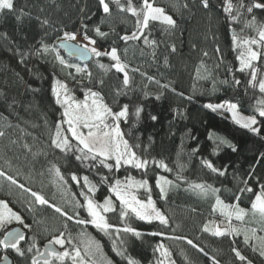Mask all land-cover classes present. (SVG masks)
<instances>
[{"label":"trees","instance_id":"obj_1","mask_svg":"<svg viewBox=\"0 0 264 264\" xmlns=\"http://www.w3.org/2000/svg\"><path fill=\"white\" fill-rule=\"evenodd\" d=\"M149 2L163 7L167 14L177 21V27L171 32L162 31L159 22H150V30H146V34L150 32L149 39L157 41L155 47L144 45L143 39L129 41L126 45L120 36L130 35L136 30V17L131 13H119L114 4L110 5L113 14L106 16L98 0H15L16 8L30 13L31 18L25 16L21 22L17 20L16 14L8 12L0 14V126L10 121L24 129V133L16 127L6 129L11 140L23 138L15 145L9 142V138L0 140V170L14 175L18 182L25 184L26 187L41 191L62 208L74 206L73 194L76 199L83 202V198L79 196L81 188L70 178L72 173L81 178L87 175L98 185V191L94 196L96 201L103 202L105 197L111 195L108 191V182L103 185L99 183L102 175H107L111 179L112 174H109L107 169L98 166L89 170L70 153L65 154L60 149L49 147L54 134V124L61 119L63 111L62 107L55 103L51 91L55 82L54 77L61 79L59 66L47 55L28 56L24 63H21V57L17 53L18 49L27 52L33 46L38 47V42L42 38L48 44L55 43L56 33L49 28L48 37L45 38V29L41 28L36 17L48 18L54 26L76 32L79 36H82L80 34L82 24L86 23L89 28L88 35L97 39L96 47L99 51H110L111 47H117L118 54L128 65L126 70L131 78V90L127 91L126 95H116L117 90L123 88V73L111 67L115 62L108 56L92 55L89 62H79L86 68L84 77L75 76L65 80V83L78 100H82L87 89L91 88L101 94L103 102L113 111H119L125 104L129 106L130 115L127 121L121 120V131L125 134L124 138L133 146V150L149 159L150 163L146 175L142 170L130 166L122 167L114 175L122 180L127 176L148 179L156 206L170 218L168 227L160 225L158 221L149 224L134 217L126 221L125 223L143 233L139 238L131 237L130 234L124 236V239L128 240V254L139 261V264H156L157 258H164L154 249L163 243L170 252L166 259L173 261L174 264L189 262L212 264L211 257H215L219 264H244L232 252V248L235 247L251 260L252 264H264V257L252 251V242L248 245L244 243L242 234L218 237L212 234L214 230L211 228L208 232L202 230L204 224L221 215L219 211H212L215 196L202 197L189 187L192 183L211 185L220 190L216 195L221 200L225 203H234V194H238L239 187L243 186L240 181L246 178L249 172L254 173L249 181L254 191L258 190L257 178L264 183V158H261V154H264V129L260 134L252 133L235 124L227 112H213L204 107L208 103L231 102L239 106L240 112L251 116L255 114L253 109L256 101L264 98L258 92V88L253 89L248 85L250 70L237 71L240 67L237 60L240 50H234L232 41L233 30L239 36H256L252 29L245 27V20L250 19L251 15L243 12L238 21H233L224 11L225 0H209L207 9L203 7L201 0H149ZM244 2L251 3L252 0ZM122 3H126V0H122ZM142 3L143 0H133L137 8ZM232 3L236 5L238 0H232ZM184 4H187V7H184ZM232 14L235 15V10ZM253 14L258 21L264 23V10L256 9ZM85 16L90 18L85 19ZM96 26H99L101 31L109 33L107 38L95 36L92 29ZM4 34H7V39L4 38ZM78 43L83 45L87 41ZM172 45H175V52L171 51ZM217 47L220 49L219 53L216 51ZM205 52L208 53L207 56L204 55ZM59 54L66 56L61 49ZM165 57L167 64L164 63ZM262 63L264 57L254 62L257 66ZM100 65L104 67L101 68ZM136 68L140 71H132ZM87 72L92 74L91 81ZM148 77H155L162 84H170V88L163 90ZM234 78L241 81L239 86L233 83ZM101 80L103 85L99 84ZM172 88L175 92L171 90ZM162 91L163 95L156 99ZM179 93L184 95L180 96ZM188 97H191V100ZM13 101L14 108H10L9 105ZM138 106L143 108L139 119L134 115ZM174 109L180 110L182 115H177ZM17 114L20 117L19 121L16 118ZM152 115L157 117L156 121L151 120ZM257 118L264 119L258 115ZM63 128L66 129L67 125H63ZM64 134L70 137V133L65 131ZM217 136L230 140L237 151L232 152L227 146H222L219 154L213 155V140ZM25 141L34 145L33 152L41 149L45 155L34 158L30 152L20 147ZM137 144L140 145L139 148L135 147ZM197 148L199 151L193 154L192 150ZM202 159L211 160L220 169L227 166L226 174L221 176L211 172L203 166ZM153 160H163L172 171L157 167L152 163ZM53 163L60 168L67 181L63 187H60L55 174L48 172ZM178 175L183 179L178 181ZM158 176L172 180L175 185L169 186L167 198L164 200L160 198L159 189L156 187ZM137 194L140 198L146 199L147 193L144 189H140ZM0 198L8 201L13 209L26 216V223L32 225L31 231L25 229L26 241L35 242V249L28 257H21L14 249L0 247V256L5 252L9 253L14 264H31V257L36 255V250L40 252L42 245L61 230L74 237V245L77 244L78 239H75L77 234L81 231L87 232L101 243L102 251L115 264H127L126 260L116 256L112 250L115 233L112 236H105L91 225L79 226L74 222H69L65 229L63 227L65 218L47 207L37 205L33 213H26L24 204L29 195L3 178H0ZM112 198L115 200L114 196ZM253 198L251 193L242 195L240 207L249 209ZM116 204L119 208L118 201ZM85 215L86 213L81 211V217ZM107 215L112 224L118 227L125 226L121 223L118 213ZM252 220L251 216L246 217L241 224L259 228ZM36 221L40 223L37 224ZM158 231L164 232L165 236L150 234ZM3 233L4 230H0V239ZM257 233L264 235V232L259 230ZM176 236L192 239L195 244L204 248L208 256L188 245L186 240L169 238ZM21 247L26 248L27 244L22 241ZM49 264L73 262L69 258H65L63 262L50 258Z\"/></svg>","mask_w":264,"mask_h":264},{"label":"snow or ice","instance_id":"obj_2","mask_svg":"<svg viewBox=\"0 0 264 264\" xmlns=\"http://www.w3.org/2000/svg\"><path fill=\"white\" fill-rule=\"evenodd\" d=\"M204 8H209V0H201ZM99 6L102 8L103 13L106 16L113 14V9L110 5L114 4L119 13H131L132 16L136 17V30L130 35L125 34L120 36V39L127 43L129 41H139L143 39V44L147 46L155 47L157 41L149 39V34H146V30H150V22H159L162 26V31L171 32L177 27V21L165 11L163 7L154 6V2L149 0H143V3L139 8L134 6L133 0H126V3H122V0H98ZM187 7V4L183 5ZM264 10V0H252L251 3H245L244 0H238V4L234 5L232 0H225L224 11L231 16L233 21H238L243 12L251 15L250 19L245 20V27L252 29L255 33V37L239 36L233 30L232 41L234 50L239 49V55L237 60L239 61L240 67L237 71L245 72L250 70V79L248 85L253 89L258 88V92L264 96V63L260 66L254 64L256 61H260L264 57V23L257 20L253 14L254 10ZM235 10V15L233 11ZM83 11V9L81 10ZM5 12L16 14L17 20L21 21L25 16L31 18L30 13H26L23 9H17L15 0H0V14ZM90 17L85 16V19ZM42 29L44 31V37H48L47 29L51 28L56 33V39L59 43L48 44L45 39L42 38L38 42L39 46L31 47L27 52L17 50L18 55L21 57L20 62L24 63L25 58L28 56L44 57L45 55H53L55 61L67 68L75 67L76 73L86 72V68H82L79 65L69 64L60 54V48L73 47L71 42L77 38L76 32H69L62 30L54 26L53 22L48 18L41 19L36 17ZM96 37L107 38L109 33L101 31L99 26L92 29ZM88 25L82 24L81 33L83 39L87 41L83 45H75V51H77L81 57L87 55H93L95 57L108 56L115 63L111 66L116 69L117 72L123 73V88L118 89L116 95H126L127 91L131 90V78L129 76L127 63L122 60L120 54H118L117 47H111L110 51L101 52L96 47L97 39L88 35ZM4 38L7 39V34H4ZM256 46L254 48L253 46ZM171 51L175 52V45L171 46ZM217 53L220 52L219 47L216 49ZM127 48L124 49L126 55ZM155 59V52L152 53ZM208 55L207 52L204 53ZM167 57H165L164 63L167 64ZM101 68L104 65H100ZM217 68L219 65L216 66ZM134 72H139L140 69H132ZM231 71V69H229ZM89 81H91V72L86 73ZM72 75V73H69ZM142 75H146L143 74ZM74 78V77H73ZM148 79L163 90L170 88V84H162L155 77H148ZM54 84L51 88L55 103L62 107L61 119L54 124L53 138L50 140L49 147L60 149L62 153H70L72 157L79 161L81 164H85L89 170L95 169L98 166L107 169L111 175V179L107 175L100 176L99 183L103 185L108 182V191L111 195L104 198L103 202H98L94 199L95 193L98 191V185L89 179V176L84 175L82 178L78 177L76 173L71 174V180L81 188L79 196L83 198V202L76 199L73 194V200L75 204L72 208L58 206L55 202L46 197L41 191L33 190L31 187H26L25 184L19 183L14 175L8 174L7 172L0 170V178H3L11 185H16L20 190L29 195V199L24 204V212L33 213L35 206L47 207L53 209L56 214L65 218L63 227L67 229L69 222H74L79 226H93L97 231L105 236H112L115 233L113 239V252L118 257H122L126 260L127 264H139L135 258L128 254V240L124 239V236L129 235L131 237L139 238L143 233L136 227L125 223L130 221L133 217L138 221H144L151 224L153 221H158L160 225L168 227L170 224L169 216L156 206V202L151 196V187L148 179H136L132 176H127L123 180L116 177L114 173L119 172L122 167L130 166L131 168L142 170L146 175L149 167V159L142 157L133 150V146L129 144V141L124 138L125 134L121 131L120 122L121 120L127 121L130 115L129 106L127 104L120 107L119 111H113V109L103 102L101 94L97 91H93L88 88L84 99L78 100L74 95H71L68 89V85L58 78L54 77ZM227 83V81H222ZM233 83L237 86L241 84L239 79H233ZM99 84L103 85V81H99ZM175 92V89H171ZM147 95V93H145ZM163 95V91L156 96V99ZM183 96V93H179ZM191 100V97H188ZM15 101L9 105L10 108H14ZM204 107L211 109L213 112L218 110H224L231 114L232 121L239 125L241 128L247 129L248 131L260 134L264 129V98H260L256 101L254 106V113L251 116H244L239 112V106L235 103L224 102L219 104L208 103ZM142 107L135 109L134 115L139 119ZM177 115H182V112L178 109H174ZM17 120H20L17 114ZM151 120L156 121L157 117L152 115ZM7 119V118H4ZM67 125L64 129L63 125ZM16 127L21 133H24V129L19 124L13 125L10 121L0 126V140L9 138V142L13 145L19 143L23 137H18L17 140H11L9 133L6 129ZM86 130V131H85ZM65 131L70 133V137L65 135ZM212 139V137H210ZM75 141V144H73ZM214 147L212 154L217 155L221 150L222 146H227L232 152H236L237 148L230 140L225 137L217 136L214 140ZM20 147L27 152H30L34 158L41 155H45L43 150L38 149L33 152L34 145H31L25 141ZM139 148L140 145H135ZM199 149H193V154L197 153ZM261 158H264V154H261ZM152 163L156 164L157 167L162 168L165 171H172L163 160L155 161ZM204 167L209 169L213 173H217L221 176L227 172V166L224 169L217 168L211 160L202 159ZM182 167V166H181ZM49 173H54L60 182V187H63L67 183L64 176L61 174L60 168L54 163L48 168ZM42 175L43 173H39ZM17 175L19 172L17 171ZM254 173L249 172L246 178H243L240 183L243 185L239 187L238 194H234V203H225L223 200L216 195L220 190L207 185L204 183H192L189 187L196 191L198 195L202 197H208L209 195L215 196V203L212 211H219L220 215L228 221L226 228L219 226L215 227L212 231L214 236H225L233 235L239 236L243 234L244 243L246 245L252 241L251 248L253 252H258L261 257H264V235H257V231L264 232V183L260 182L257 178L256 185L258 190L254 191L253 187L250 186L249 181L252 179ZM81 179L83 184L81 185ZM183 179L179 175L177 180ZM169 186H175L172 180L167 179L164 176H158L156 179V187L159 189L160 198L162 200L167 198ZM86 189V190H85ZM140 189H144L147 193L146 199H142L138 196ZM251 193L254 197L250 201V208L246 209L240 207L241 196ZM115 197L113 200L112 197ZM116 201L119 202V208L117 207ZM81 211L85 212L86 215L81 217ZM109 213H118L120 221L125 224L124 227H118L110 222ZM251 216L252 222L256 223L257 227H236L233 226L231 221L244 222L246 217ZM17 222L22 225L24 229L32 230V225L26 223V216L22 215L21 212L15 211L13 207L6 200H0V230H4L3 239H0V247L3 249H14L21 257H28L29 254L33 253L35 249V242L26 241L25 233L19 229L7 230V225ZM37 224L40 221H36ZM203 231H210L208 224L203 225ZM123 234V235H122ZM155 236H165L164 232H153L150 233ZM173 239L186 240L188 245L198 249L199 252L208 256L203 247H199L193 242L192 239H188L185 236L169 237ZM74 237L70 233L66 234V231H59L57 235H53L46 246V252H39L36 250V256L44 258L42 264H49L50 258H55L58 261L63 262L65 258L72 260L73 264H115L113 260L108 258L102 252L101 243L94 237H91L87 232L81 231L77 234L75 239H79L84 245V254L82 255L80 247L73 244ZM25 242L27 247H21V242ZM52 245H59L64 248L62 252L56 251ZM68 245L70 247H65ZM155 252L160 253V257L168 258L170 256L169 250L164 246L163 243L157 245L154 249ZM232 252L235 257L244 262V264H252L251 260H248L245 255L241 253L237 248H232ZM36 256L31 257V264H41V260H38ZM6 259V257H5ZM212 264H219V261L215 257H211ZM156 264H164V260L157 258ZM169 264H174L173 261H169ZM191 264V262H189Z\"/></svg>","mask_w":264,"mask_h":264},{"label":"rangeland","instance_id":"obj_3","mask_svg":"<svg viewBox=\"0 0 264 264\" xmlns=\"http://www.w3.org/2000/svg\"><path fill=\"white\" fill-rule=\"evenodd\" d=\"M154 6H157V5H154ZM158 7H160V6H158ZM56 41H57V39L55 40V43H56ZM75 42H84V40H83V36H79V35H77V38H76V40H75ZM54 44V43H53ZM254 48H256V46L254 45L253 46ZM61 55V54H60ZM50 59H52L55 63H57V65L59 66V70H60V73H61V79H60V81H62V82H64L65 83V80H70V79H72L73 77H75V76H79V77H84V72H82V73H76L75 72V67H72V68H67V67H63V66H61L59 63H58V61H55L54 60V58H53V55H47ZM69 64H71V65H79L80 67H82V65L79 63V61H77V60H70L69 58H67L66 56H64V55H61ZM83 68V67H82ZM69 73H72V75H69ZM70 92V91H69ZM70 94L71 95H73L71 92H70ZM84 99V98H83ZM82 99V100H83ZM220 103H224V102H220ZM216 104H219V103H216ZM218 111H224V110H218ZM225 112H227V111H225ZM240 112V111H239ZM242 115H244V116H249V115H247V114H244V113H242V112H240ZM227 114L230 116V118H231V114L229 113V112H227ZM86 131V130H85ZM0 200H4V199H1L0 198ZM102 203V202H101ZM11 207V206H10ZM15 210V209H14ZM16 211V210H15ZM231 223H232V225L233 226H236V227H246V226H244V225H242L241 224V222L240 221H236L235 219H233L232 221H231ZM208 226H209V228H211V229H213V230H215V227L216 226H219V227H221L222 229L223 228H226L227 226H228V221L227 220H225V218L224 217H222V216H220V217H218V218H216V219H214V220H211V221H209L208 223ZM14 225H20V224H18L17 222H13V223H11V224H9V225H7V229L8 228H10V227H12V226H14ZM22 226V225H21ZM23 227V226H22ZM3 235V234H2ZM257 235H260L259 233H257ZM242 236H243V234H242ZM52 238V237H51ZM50 238V239H51ZM49 239V240H50ZM48 240V241H49ZM250 242H252V241H250ZM60 250H61V252L64 250V248H61V246H59V245H56ZM76 246H78V247H80V249H81V253H82V255L84 254V245L80 242V240L78 239L77 240V244H76ZM102 250V249H101ZM103 252V251H102ZM103 254H105L104 252H103ZM106 255V254H105ZM107 256V255H106ZM108 257V256H107ZM164 260V264H169V261L166 259V258H164L163 259Z\"/></svg>","mask_w":264,"mask_h":264},{"label":"water","instance_id":"obj_4","mask_svg":"<svg viewBox=\"0 0 264 264\" xmlns=\"http://www.w3.org/2000/svg\"><path fill=\"white\" fill-rule=\"evenodd\" d=\"M56 43H59V41L57 40ZM71 44L73 45V47L60 48L67 57L74 59V60H77V61L82 62V63H86V62L90 61L92 55H87V56L81 57L80 54L77 51H75L74 46L79 44V43H76L75 41H73V42H71ZM79 45H81V44H79ZM12 229H19L20 231H23L25 233V229L21 225H14V226L8 228L7 230L11 231ZM1 239H3V235L1 237ZM48 242L49 241L45 242L42 245L40 252H46V246L48 245ZM51 247L56 249V251L61 252V250L56 245H52ZM5 257H6V259H5ZM36 258L38 260H41V261H43V259H44V258L39 257V256H36ZM0 264H14V261H13L12 257L10 256V254L5 252L4 254H2L0 256Z\"/></svg>","mask_w":264,"mask_h":264}]
</instances>
